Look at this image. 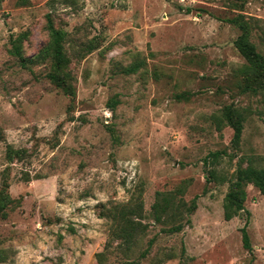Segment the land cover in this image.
<instances>
[{
	"label": "rangeland",
	"instance_id": "1",
	"mask_svg": "<svg viewBox=\"0 0 264 264\" xmlns=\"http://www.w3.org/2000/svg\"><path fill=\"white\" fill-rule=\"evenodd\" d=\"M239 16L264 56V0H0V264H264L260 190L224 218L237 170L264 167V87L238 73ZM49 20L61 68L42 54ZM228 106L246 117L238 146L216 121ZM158 193L178 208L161 223ZM136 204L129 246L115 215Z\"/></svg>",
	"mask_w": 264,
	"mask_h": 264
},
{
	"label": "trees",
	"instance_id": "2",
	"mask_svg": "<svg viewBox=\"0 0 264 264\" xmlns=\"http://www.w3.org/2000/svg\"><path fill=\"white\" fill-rule=\"evenodd\" d=\"M239 1V0H235ZM243 16L230 19L231 23L238 24L243 33L236 40L235 46L240 54L246 59L247 64L239 68L238 73L241 76L243 87L245 90L252 89L254 87H264V56L257 50V46L250 40L251 30L247 24L242 21ZM48 29L50 31V43L43 51V55L50 57L57 68H61L66 64V58L63 50V41L65 34L56 29L51 20H49ZM262 29V28H261ZM264 33V29L262 30ZM13 54L21 57L20 46L15 44L13 46ZM50 79L57 83L58 86L63 87V76L58 73H51ZM258 84V86H256ZM255 89V88H254ZM246 117L242 112L232 107H225L222 111L221 117H216L218 125L226 123L234 130L233 143L238 146L242 140L243 123ZM211 163H217L221 157V152H215L211 154ZM211 175L217 178L215 170L211 171ZM222 182L225 178H221ZM231 187L224 199V218L227 221L232 220L238 216L245 209V201L247 198L246 186L253 184L257 187L261 194L264 195V167L255 165L253 162H249L246 167H240L234 180L231 182ZM176 204L171 194L158 193L156 202L153 205V216L158 222H165L176 215ZM195 208V204L192 205V209ZM142 208L140 204H136L133 207L122 208L115 215V223L117 233L124 239V243L129 246L135 239V232L139 225L131 217L135 216L139 218L141 216ZM182 229V225L173 226L170 231L178 232ZM244 248L251 251L252 246L250 237L246 228L242 230ZM99 257L103 254H98Z\"/></svg>",
	"mask_w": 264,
	"mask_h": 264
}]
</instances>
